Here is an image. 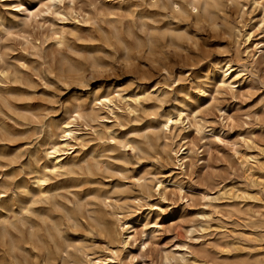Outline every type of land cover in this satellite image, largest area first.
I'll list each match as a JSON object with an SVG mask.
<instances>
[{"label": "rangeland", "instance_id": "374dc122", "mask_svg": "<svg viewBox=\"0 0 264 264\" xmlns=\"http://www.w3.org/2000/svg\"><path fill=\"white\" fill-rule=\"evenodd\" d=\"M192 1L0 0V264H264V12Z\"/></svg>", "mask_w": 264, "mask_h": 264}, {"label": "bare ground", "instance_id": "6f19581e", "mask_svg": "<svg viewBox=\"0 0 264 264\" xmlns=\"http://www.w3.org/2000/svg\"><path fill=\"white\" fill-rule=\"evenodd\" d=\"M60 1L61 0H50L52 5H56L57 2H60ZM254 3L258 4L259 6L262 5V10L264 12V5L261 4L260 1L254 0ZM178 7H179V5H178ZM192 7L196 11H198L199 8H200L199 0H193L192 1ZM263 19H264V15H263ZM256 26H257V24H254V25L250 26L249 28H245L244 32L242 33V36L244 37L245 43L251 44L253 42V38L255 36L254 34H255V27ZM64 38H65V35H64L63 31H58L56 33V40L58 42L63 41ZM260 43H262V45L260 47L258 46L259 47L258 48V52H262L264 50V41L261 40L256 45H258ZM245 75H246V70L245 69L234 67V66L228 64L226 66V70H224V69L222 70L221 82L223 84H226L227 81H231L232 83H240L244 79ZM96 101L99 102L102 105H104V104L107 105V104L111 103V100H110V98L107 95L101 96L100 98L96 99ZM70 118H73V119H70ZM78 119L85 120V118H84L83 114L81 113V111L78 108H76L72 113H70L68 119H65L64 121L61 122V127H60L61 128V133H62L61 135H59L55 131V129L52 128V127H48L47 129H44V131L46 132V137L44 139V150H43V152H44V156H43L44 165H42V169L44 171L50 169L51 165L53 166L54 170H57V169H60V168H65V166L67 165L68 161L73 157V153L75 152V150H74V146H72L70 144V142L81 137V132L76 130L73 127L74 125H76L75 121L78 120ZM180 120H181V113L179 115V119L174 120L173 118L168 117V120L165 123H163V124H164V126L166 128H168L170 123L176 122V121H180ZM77 132H79V135L77 134ZM183 152L184 153L185 152L188 153V151H186L185 149L183 150ZM36 183L39 185V187H42V185L44 183V179L41 176H38L37 179H36ZM159 187H161V183L159 184ZM40 190L42 191V189H40ZM122 212H123V210H122ZM101 218H103V217L101 216ZM125 218L126 219H125V221L123 223V229H125L126 231H129V232L132 233L134 228H135V226H136V224L138 222H140V218L138 216H136V215L134 217L126 216ZM101 226H102V223H101ZM56 230H55L56 232L59 231L58 229H56ZM130 236L131 235H128V237H130ZM113 261H114L113 257H109V256H104V257L90 256L89 259H88V263L89 264H111Z\"/></svg>", "mask_w": 264, "mask_h": 264}]
</instances>
